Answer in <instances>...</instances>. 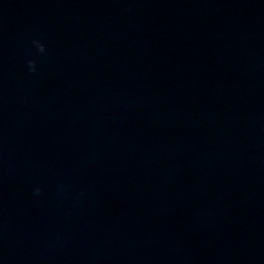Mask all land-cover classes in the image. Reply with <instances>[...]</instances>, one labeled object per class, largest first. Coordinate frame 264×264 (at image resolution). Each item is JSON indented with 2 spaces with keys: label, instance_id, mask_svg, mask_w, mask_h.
<instances>
[{
  "label": "clouds",
  "instance_id": "1",
  "mask_svg": "<svg viewBox=\"0 0 264 264\" xmlns=\"http://www.w3.org/2000/svg\"><path fill=\"white\" fill-rule=\"evenodd\" d=\"M32 43L36 47V49L38 50V52H40L42 54L46 52L45 46L42 43H40L39 40L34 39L32 41ZM27 68H28L29 72L35 73L37 71L36 61L35 60H28L27 61ZM34 194L35 195H39L40 194V188H36L34 190Z\"/></svg>",
  "mask_w": 264,
  "mask_h": 264
}]
</instances>
